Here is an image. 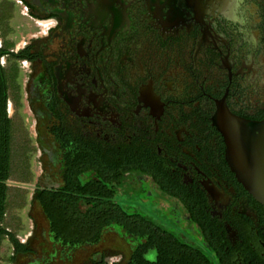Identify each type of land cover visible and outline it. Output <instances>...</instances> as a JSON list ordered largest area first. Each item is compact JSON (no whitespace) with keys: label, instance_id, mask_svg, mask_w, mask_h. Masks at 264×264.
Returning <instances> with one entry per match:
<instances>
[{"label":"flooded vegetation","instance_id":"1","mask_svg":"<svg viewBox=\"0 0 264 264\" xmlns=\"http://www.w3.org/2000/svg\"><path fill=\"white\" fill-rule=\"evenodd\" d=\"M21 1L14 0L47 24L21 49L32 58L18 59L30 62L27 97L38 155L48 163L36 190H62L70 165L85 168L84 182L101 179L96 162L110 163L121 170L120 181L110 182L116 198L132 188L156 192L176 221L197 228L185 227L193 239H182L205 247L213 238L228 264H264V206L231 169L213 120L220 102L264 118V0H249L257 40L249 52L239 34L218 27L229 0ZM115 225L134 240L131 254L100 251L85 264L112 256L131 263L145 238L116 223L105 231ZM144 257L157 261V248ZM180 259L171 253L167 264Z\"/></svg>","mask_w":264,"mask_h":264},{"label":"trees","instance_id":"2","mask_svg":"<svg viewBox=\"0 0 264 264\" xmlns=\"http://www.w3.org/2000/svg\"><path fill=\"white\" fill-rule=\"evenodd\" d=\"M16 11L17 6L13 0H0L1 29L6 25L12 31L11 23ZM7 54L17 60L32 58L28 49L16 53L9 50L8 43L0 47V223L5 212L7 181L11 174L12 123L8 114V72L18 73L16 66L8 71L1 64V57ZM96 163L95 167L98 165L97 168L103 173L101 179L84 182L79 175L85 168H78L79 164L70 165L67 184L62 190L47 188L37 190L36 199L45 210L56 241L70 246L95 244L101 240L107 226L116 223L123 226L133 237L145 238V242L140 245L130 264H167L171 253L179 256L181 258L179 263L182 264H228L213 238L206 239L205 247L193 244L145 212L125 209L116 200V190L110 185V182L120 181L121 170L110 163L101 161ZM81 204L87 208L82 210ZM190 210L194 215L193 221H197V215ZM206 228L204 225L203 229ZM4 235H10L17 249L26 251L16 236L0 224V241ZM153 247L157 248L158 258L157 261L150 262L144 257V253ZM210 250L215 251V257ZM216 257L220 258L218 262ZM232 259L236 260L237 264H247L240 263V258Z\"/></svg>","mask_w":264,"mask_h":264},{"label":"rangeland","instance_id":"3","mask_svg":"<svg viewBox=\"0 0 264 264\" xmlns=\"http://www.w3.org/2000/svg\"><path fill=\"white\" fill-rule=\"evenodd\" d=\"M12 27L13 29L11 28L12 31H10L8 26L5 25L4 29H2V37H4V34H8L10 39H17V44L25 39L28 40L32 34H38L40 31L29 18L21 14L20 9L15 13ZM35 41L36 39H33V42ZM17 72V74L9 72V78L11 80V98L14 101L16 109V115L14 117L15 141L13 150V174L15 180L18 179L17 181L12 179L10 184L24 186L28 191H32L35 185H45L43 177L44 175H48V163H45L37 156L38 149L36 147L30 146V139L36 140V137H34L31 132V125L34 123L33 121L36 117L33 112L27 113V107L24 106L25 102L29 104V99L25 95V72L21 66L18 67ZM28 117H30V119ZM15 145L19 147H15ZM29 149L32 151L33 160L29 155L26 157V160H24V155ZM44 169H46V171L43 174ZM148 184L151 188L152 185H150V183ZM123 190L124 188L121 189V192ZM127 190L128 186H125L124 191ZM159 197V194L156 192L152 196H147L140 188H132L131 191L129 190L122 195H118L116 199L124 208L138 209L139 211L146 212L147 215L151 216L158 223L163 224L178 235L186 236L189 241H192L193 236L186 228H191L195 231L197 228L192 226L189 222H185V220L176 221V218L172 216L171 212L167 213L166 210L157 203L158 201H156V199ZM21 201L22 197H19L17 202ZM175 202L176 201H173V204H175ZM37 213L39 218L45 221L46 217L41 206L37 209ZM182 213L184 214V218H186V212L182 211ZM131 241L133 242L134 240L125 237L122 228L115 225L104 233V237L98 244L80 247L76 246L67 249V251L61 250V254L59 255L60 258L58 261H55L54 264H83L88 261L90 257L94 258L100 251L123 253L128 257L133 247ZM140 242L141 240H137V244ZM64 254H66L65 257H63ZM128 260L130 259L126 261Z\"/></svg>","mask_w":264,"mask_h":264},{"label":"crops","instance_id":"4","mask_svg":"<svg viewBox=\"0 0 264 264\" xmlns=\"http://www.w3.org/2000/svg\"><path fill=\"white\" fill-rule=\"evenodd\" d=\"M14 1V0H13ZM16 3V2H15ZM17 11L20 9V12L23 16L29 18L37 28L39 26L34 22V19L27 14V10L16 4ZM14 18V17H13ZM13 25V19L11 23V28ZM40 29V28H39ZM41 30V29H40ZM2 29L0 28V46L9 44V50L12 52L20 51L27 42L31 40L32 34L28 40L21 41L17 44L16 38H9V35L5 34V37H2ZM14 35V34H13ZM24 60H17L10 55H5L2 57V64L8 69L11 70L13 67L21 66L25 72V83H27L28 76L31 72L30 62L28 61L29 66L23 64ZM9 76V72H8ZM18 79V78H15ZM9 84V99H8V114L11 118L12 123V138H11V174L10 178L7 181L8 191H7V203L5 206V212L3 214V219L1 221V226L6 228V230L14 234L18 239L19 243L26 249V251H21L17 249L15 242L12 240L10 235H4L0 241V264H54L55 261L59 260V255L61 250L67 251L69 246H63L60 242L56 241L51 232L50 221L45 213V210L39 200L36 199L37 190L35 186L32 191H28L24 186L11 185V180H15L13 174V150H14V141H15V127H14V117L16 115V109L13 99L11 98V80L8 78ZM22 94V93H21ZM27 96V91L25 92ZM23 106V105H22ZM27 107V113H31L29 104L25 102ZM26 109V108H25ZM30 115V114H29ZM30 119V117H28ZM31 125V132L36 137V140L30 139V146H34L38 149V136H37V127L36 119H34ZM26 129V127H25ZM30 132V133H31ZM15 147H19L16 146ZM30 149V157L33 156ZM25 156V155H24ZM39 157V155L37 154ZM26 160V158L24 159ZM16 179L15 181H17ZM23 182V181H22ZM29 196V197H28ZM19 197H22L21 202H17ZM39 206L42 207L44 215L46 217L45 221H42L39 218L37 209ZM106 231H104L105 233ZM104 237V236H103ZM57 249V250H56ZM66 254L63 255L65 257ZM62 256V255H61ZM87 262V261H86ZM85 262V263H86ZM83 263V264H85Z\"/></svg>","mask_w":264,"mask_h":264},{"label":"water","instance_id":"5","mask_svg":"<svg viewBox=\"0 0 264 264\" xmlns=\"http://www.w3.org/2000/svg\"><path fill=\"white\" fill-rule=\"evenodd\" d=\"M213 120L224 136L231 169L264 206V118L254 120L237 115L220 102Z\"/></svg>","mask_w":264,"mask_h":264},{"label":"clouds","instance_id":"6","mask_svg":"<svg viewBox=\"0 0 264 264\" xmlns=\"http://www.w3.org/2000/svg\"><path fill=\"white\" fill-rule=\"evenodd\" d=\"M230 14H221L218 27L239 34L243 40V51L249 52L257 46L253 33V20L249 0H229ZM223 34V33H222Z\"/></svg>","mask_w":264,"mask_h":264},{"label":"built area","instance_id":"7","mask_svg":"<svg viewBox=\"0 0 264 264\" xmlns=\"http://www.w3.org/2000/svg\"><path fill=\"white\" fill-rule=\"evenodd\" d=\"M19 4H22L21 0H16ZM25 10H27L26 7H23ZM34 22L40 27L41 30H45L46 29V22L39 20V19H34ZM23 64L25 66H29L28 61L24 60ZM119 258L117 256H112L110 258H108L107 262L102 263V264H115L116 262H118Z\"/></svg>","mask_w":264,"mask_h":264}]
</instances>
